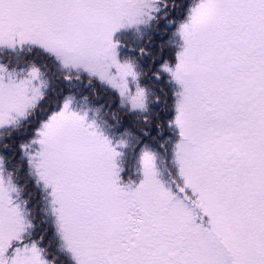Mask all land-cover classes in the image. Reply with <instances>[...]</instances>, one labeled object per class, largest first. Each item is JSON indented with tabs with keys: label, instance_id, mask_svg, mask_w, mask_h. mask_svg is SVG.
<instances>
[{
	"label": "snow or ice",
	"instance_id": "1",
	"mask_svg": "<svg viewBox=\"0 0 264 264\" xmlns=\"http://www.w3.org/2000/svg\"><path fill=\"white\" fill-rule=\"evenodd\" d=\"M0 264H264V0H0Z\"/></svg>",
	"mask_w": 264,
	"mask_h": 264
}]
</instances>
